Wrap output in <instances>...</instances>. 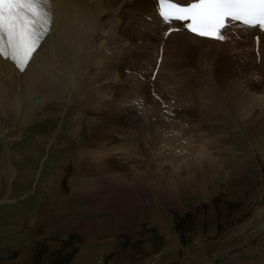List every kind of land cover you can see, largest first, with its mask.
<instances>
[{
	"label": "rangeland",
	"instance_id": "rangeland-1",
	"mask_svg": "<svg viewBox=\"0 0 264 264\" xmlns=\"http://www.w3.org/2000/svg\"><path fill=\"white\" fill-rule=\"evenodd\" d=\"M152 27L158 26L155 24ZM95 37L96 40L92 42L99 44L100 40ZM123 41L129 45L126 38ZM154 41L155 35L149 43L154 49L153 53L156 46ZM136 46L141 47L137 43ZM140 51L142 52L141 49ZM236 52L233 54L235 57H232L234 59L226 63L228 67L239 70L246 68L235 61L237 57L249 61L248 64L253 67L250 58L242 57L240 52ZM250 66L247 69L251 71ZM255 72V76L252 74L253 69L249 72L247 80L250 86L258 82L264 87L259 80L260 75ZM238 77L242 78L241 75ZM185 80L189 81L190 78L185 75ZM139 82L146 83L142 78ZM123 86L124 92L119 94L121 99L126 96L132 100L135 93L128 84ZM237 88L241 93V87ZM202 93L206 95L202 97ZM218 94L222 100L215 102L200 86L195 93L200 111L197 106L190 108L194 122L202 120L200 114L203 120H210L205 130L203 128L206 125L201 122H197L195 126L200 144L191 137L196 145L203 144L206 147L203 157L209 161V164H205L206 170H216L219 175L212 178L209 184L202 182L208 176L199 172H194L195 179H192L189 172V180L185 182L181 179H185L187 170L194 167V147H187V152L178 155H173L177 152L173 148L177 146L170 148L169 144L165 149L157 145L153 149L155 141L148 145L139 140L141 151L137 146L128 148L126 144L124 147V138L137 127L136 121H133L137 114L131 115L130 119L124 114L121 117L120 114L118 128L110 136L116 141H123L111 157L116 160L112 163V172L126 174L130 186L135 167L140 172H148L146 177H142L147 190L142 193L137 191L140 195L137 198L133 194L134 187L133 193L122 195L124 199L115 195L113 198L116 197L117 200L109 202L108 211L99 208L98 204L103 203L100 198L95 201L96 209L93 208L90 205L91 199H87L90 196L81 195L78 184L72 181L80 178L79 170L85 169L81 163L84 161L82 151L86 148L83 129L88 131L90 127H95L93 123L86 124L87 120L91 122L90 117L96 120L93 115H89L88 119L77 117L80 106L85 107L82 94L76 100H72V96L65 100L66 95L62 99L52 100L45 107L36 110L30 120L28 117H19L10 128L16 127L15 131H19L20 138L7 139L4 136L8 131V119L0 115V264H264V134L257 137L248 130L252 126L248 121L252 118L253 123L261 118L259 115L255 117V114H260V107L264 105L261 103L248 120L246 116L249 112L243 111L240 114L234 110L231 101L234 94L229 97L226 89ZM35 96L39 97V102L35 103L40 104L41 96ZM256 96L264 98L262 94ZM133 100L137 101L135 98ZM133 100L124 106L126 112L135 103ZM158 108V116L163 118V125L159 126L162 130L172 123L165 121L171 110L167 108L165 111L163 105ZM210 112H214V118H209ZM142 116L141 114L140 117ZM218 116H223L220 124H224L223 136L227 150H224L223 140L217 134ZM107 121L106 126L113 125L115 129L116 124H112L114 121ZM179 129L168 134L165 139L172 143L180 140L183 128ZM136 130L139 131V127ZM127 149H130V153H126ZM122 151L124 158L130 159L128 163L124 162L125 166H121L123 160L118 159ZM133 158L137 159V163L133 162ZM213 166L216 169H212ZM221 166L225 171L218 169ZM155 169L163 173L160 177L162 181L170 179L176 186V192L168 191L169 195L167 190L156 188L153 177ZM54 178L58 188L52 189L50 184H53ZM182 186L193 189V192L189 193L188 190L182 193ZM117 201H124L125 207L130 205L134 209L127 213ZM105 205L101 207L104 208ZM227 215L231 216V220L226 218ZM184 217L192 218L189 221ZM187 225H191V230L181 229V226Z\"/></svg>",
	"mask_w": 264,
	"mask_h": 264
},
{
	"label": "bare ground",
	"instance_id": "bare-ground-1",
	"mask_svg": "<svg viewBox=\"0 0 264 264\" xmlns=\"http://www.w3.org/2000/svg\"><path fill=\"white\" fill-rule=\"evenodd\" d=\"M52 1L54 4L55 15L52 33L42 43L41 47L34 55V60L29 63L25 71H18L11 63L3 61V59L0 58V115H3L8 119V131L4 133V136L7 137V139L20 138L21 134L18 135L19 131H15L16 127L14 129L10 128V126H13L16 121H18L17 119L19 117L21 119L22 117H28V120H30L36 110L45 107L50 101L62 99L66 94L68 97L72 96V100H76V97L82 94L83 98H85V101L83 100L85 102V107L83 105L80 106L77 117L88 119L89 115H93L96 120L92 119V117H90L92 119H90V123L87 120L86 124L93 123L95 126L90 127L88 131H84L85 128L82 127L84 128L83 133L85 137L83 142L85 143L84 145L86 148L84 147L85 149L82 151L84 152V154L82 153V157L84 158L82 159L84 161L81 163L84 165L85 169L82 168V170H79L78 173L81 175L80 178H77L76 181L75 178L72 181L78 184L77 187L80 189L81 195L91 197H88L87 199H91L90 205L94 206L93 208L96 209L97 202L95 201L99 198L103 200L101 205L106 204L104 208L98 204V206H100L99 208L108 211L109 202H113V197L115 195L121 197L122 195H127L126 193H133L132 187H134L135 193L133 194H135L134 197L137 198L139 195L137 191L142 193V191L147 190V185L142 182V177H146L148 172H140L139 170H136L135 167V169H133L134 174L131 186L127 182L128 180L125 177L126 174H123V176L121 175L122 173H116V171L112 172L114 169H112V163H115L116 160L111 157L113 153L115 155L123 141L125 144H128V148L129 146H137L136 148H138L139 151L142 150L141 145H139V140H142L144 143L147 142L148 145L153 144L152 142L155 141L152 147L153 149L156 145L161 146L162 149H165L167 144H169L170 148L177 146L176 148H173V150L177 151L176 153L174 152L173 155L181 154V152L184 154V151L187 152V147H194V149H192L195 153L193 158L194 167L193 169H188L189 171L187 170V174L188 172L191 173L192 179L196 178L194 172L206 175L208 176L207 179L204 178L202 182L205 181L208 182V184L212 178L219 177V175L216 174V170L211 172H209V169L206 170L205 164H209V161L203 158L206 147L203 144L200 145L201 147L196 145L191 139V136H189L185 130H183L180 140H176L177 142L172 143L165 139L168 134L170 135V133L174 131L177 132L182 126L177 123L174 112L169 108L171 112L169 111V114L166 112L168 117L165 116L167 117L165 121H170L172 123L170 125H166V123V128L163 127L162 130L159 128V126L163 125V121H161L163 118L161 117L160 119L158 116V107L159 105H163L159 101H154V103L151 102L150 107L142 113V117L138 114V116H135L133 121H136L135 126L139 127L140 130H136L137 127H135V130L130 131V135H128V137L126 136L129 143L126 137L123 141L120 139L116 141V139L114 140L110 138L118 128L117 124L119 123V119L123 114L126 116L125 107L127 103H130L134 98L138 100V97L141 99L147 97V84L145 82V84L139 82L140 78L137 80V77H135L134 74L130 73L123 65L118 63L114 53L109 50L99 38H97L98 41L100 40L99 44L93 43L92 41L96 40L95 33L104 30L103 25H101L103 22L110 23L112 18L115 22L117 17L115 16L116 14L120 16H128L131 17V23H134L135 26L124 25L123 31L126 32L123 38H126L131 47L133 46L139 50L141 49L145 56L151 57L154 49L151 48L149 43L152 40V36H156L159 32V23H155L158 27L154 28L151 24L141 19H137L139 18L137 15L142 12L152 16V7L149 0ZM181 1L184 3L186 2V0ZM125 19L129 18L126 17ZM249 37L250 35L245 32L242 34L240 32L237 34L233 33L232 36H230V39L223 44L219 42H211L209 40H199L189 34L181 32L173 34L171 35V38L176 42V58H172V61L168 64L167 68L174 70L179 76H183L181 78L182 80H185L186 75L189 78L191 77L196 83H202V90L215 102H220L222 100L218 92L224 89L228 90L229 97H232L234 94V98L232 97L231 99L234 110L240 114L243 111L249 112L246 116L248 119L253 115L261 103L264 105V98L256 96V94H262L264 97V87L258 82L251 84L250 86L249 81L247 80L249 78V72H251L252 69V74L255 76V64L252 67L248 64L249 61L247 62L246 60L237 57L235 58V61L241 63V66L244 65L246 67L244 70H239L232 66L228 67L226 63H229L234 59L232 57H235L233 54L236 51V53H244L240 54L242 57H246V53H252L251 50L245 52L244 47V43ZM136 43L141 45V47H137ZM145 43H147V45ZM223 50H228V52H224ZM173 65H175V67H173ZM249 66L252 67L251 71L250 69H247ZM191 74H193L194 77ZM238 75H241L242 78H239ZM259 80L261 79L259 78ZM116 81H119V83H115ZM125 83L128 84L129 88L135 93L132 100L127 99L126 96L121 99V96L119 95L124 92L123 85H125ZM237 86L241 87V93ZM35 95L41 96L42 100L40 104H36L33 101ZM204 95L206 94L202 93L201 96L203 97ZM74 96L75 99H73ZM135 96H137V98ZM37 102H39V97ZM199 102L203 101L199 100ZM163 107L166 108L165 111H167V107L165 105H163ZM260 109V114L254 113L255 117L258 115L261 116V118L259 117L258 120H255V124V121L252 123V118L250 120L248 119V122L252 124V126L248 127V130H250L249 133L257 137H262L264 134V107L261 106ZM120 114L121 117H119ZM188 117L191 118V115ZM107 119L115 122L112 121V124H116L115 129L113 125H110V127L106 126V122L109 121H107ZM157 122L161 124H157ZM194 123V125L197 126V123ZM145 129L150 132L145 131ZM205 129H207V126L203 128V130ZM150 134H153V136H150ZM134 135H136L137 138L134 137ZM177 138H179V136ZM157 139H159V142ZM152 148H150V150H152ZM126 153H130V149H127ZM170 154L172 155V153ZM213 155L216 154L214 153ZM124 157L125 155L123 154V163H119L121 166H125L126 164L124 162L130 160L125 159ZM132 160L134 163H137V159L133 158ZM215 167L216 166H213L212 169H216ZM218 169L223 168L221 166V168ZM161 174L163 173L157 169L153 172V177L157 184L156 188L164 189L161 191H171L170 193L176 192V186L174 187L170 182V179H165L163 181L160 179V177H162ZM189 176L190 174H188L185 179H181L186 182V180L190 179ZM53 181L55 182L56 179ZM54 182L53 184H50L52 189H55L56 187L58 188V183ZM208 184L206 185L207 187ZM188 190L189 193L193 192V189L191 190V188L188 189L182 186V193ZM49 192L52 193V190H49ZM168 193L166 194L168 195ZM170 193L169 195H171ZM105 198L107 201L104 200ZM116 200L117 198L115 197L114 202H116ZM120 201L122 200L120 199ZM120 201H117L120 208H125L124 211L127 213L132 212L134 209L133 207L131 208L130 205L125 207V202L123 201L120 203ZM49 202L53 206V203L50 200ZM131 202L133 203V201Z\"/></svg>",
	"mask_w": 264,
	"mask_h": 264
},
{
	"label": "snow or ice",
	"instance_id": "snow-or-ice-1",
	"mask_svg": "<svg viewBox=\"0 0 264 264\" xmlns=\"http://www.w3.org/2000/svg\"><path fill=\"white\" fill-rule=\"evenodd\" d=\"M156 12L164 23L180 21L190 33L220 42L233 28L264 33V0H157ZM51 23L50 0H0V57L24 72Z\"/></svg>",
	"mask_w": 264,
	"mask_h": 264
}]
</instances>
